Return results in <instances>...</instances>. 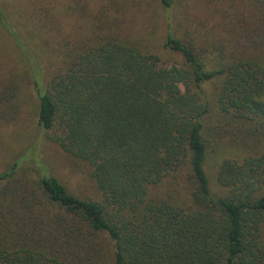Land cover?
Returning a JSON list of instances; mask_svg holds the SVG:
<instances>
[{"label": "trees", "instance_id": "trees-1", "mask_svg": "<svg viewBox=\"0 0 264 264\" xmlns=\"http://www.w3.org/2000/svg\"><path fill=\"white\" fill-rule=\"evenodd\" d=\"M3 158L0 264H264V0H0Z\"/></svg>", "mask_w": 264, "mask_h": 264}, {"label": "rangeland", "instance_id": "rangeland-1", "mask_svg": "<svg viewBox=\"0 0 264 264\" xmlns=\"http://www.w3.org/2000/svg\"><path fill=\"white\" fill-rule=\"evenodd\" d=\"M171 63H167L170 65ZM33 100L24 97L23 120L16 126L10 125L4 129L2 150L6 158L9 156L39 157L41 162L52 168L59 178L67 182L76 179L72 177V169L68 167L64 152L57 145L46 139L45 132L35 126ZM5 158L1 159L3 161ZM6 163L0 165L4 167ZM67 164V165H66ZM66 165V166H65ZM2 166V167H1Z\"/></svg>", "mask_w": 264, "mask_h": 264}]
</instances>
